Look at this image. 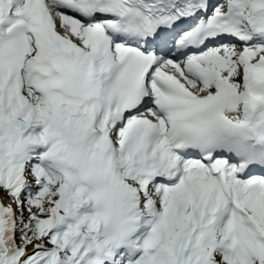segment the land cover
<instances>
[{
	"label": "snow or ice",
	"instance_id": "1",
	"mask_svg": "<svg viewBox=\"0 0 264 264\" xmlns=\"http://www.w3.org/2000/svg\"><path fill=\"white\" fill-rule=\"evenodd\" d=\"M0 264H264V0H0Z\"/></svg>",
	"mask_w": 264,
	"mask_h": 264
}]
</instances>
